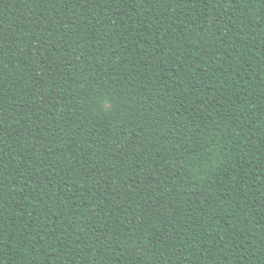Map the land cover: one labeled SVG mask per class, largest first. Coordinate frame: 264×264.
Returning a JSON list of instances; mask_svg holds the SVG:
<instances>
[{"label": "trees", "instance_id": "1", "mask_svg": "<svg viewBox=\"0 0 264 264\" xmlns=\"http://www.w3.org/2000/svg\"><path fill=\"white\" fill-rule=\"evenodd\" d=\"M0 264H264V0H0Z\"/></svg>", "mask_w": 264, "mask_h": 264}]
</instances>
